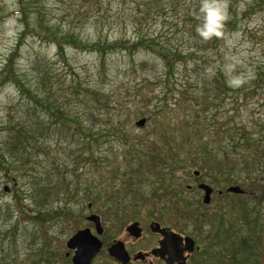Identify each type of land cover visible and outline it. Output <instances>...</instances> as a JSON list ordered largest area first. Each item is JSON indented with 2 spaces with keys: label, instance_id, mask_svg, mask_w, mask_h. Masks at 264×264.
Here are the masks:
<instances>
[{
  "label": "trees",
  "instance_id": "16d2710c",
  "mask_svg": "<svg viewBox=\"0 0 264 264\" xmlns=\"http://www.w3.org/2000/svg\"><path fill=\"white\" fill-rule=\"evenodd\" d=\"M22 1L18 13L22 31L18 35L16 45L0 59V98L5 92L3 97L5 106L0 117V173L6 174L13 170L15 173L10 176L17 187L24 178H28L27 183H23L22 186L30 191L26 190L25 199L32 202L33 208L35 206L32 208L34 215L32 220L38 222L37 218L45 217L38 209L41 208L39 205L57 197L61 185L66 183L65 177L70 174L69 165L66 167L56 165V156L51 153L50 147L42 148V145H48L47 139L52 136L71 144L68 155L72 160L71 164L75 165L72 170L75 175L80 168L91 166L101 184L104 180L108 183L110 180L122 181L120 187L112 188L113 193L109 199L115 204L110 206V212L118 215L121 213L120 209L126 211L136 207L141 187L147 184L152 193L149 200L158 207L156 216L158 221L172 225L175 221L179 230L184 229L181 228L184 222L182 217L186 220L196 218L195 223L198 227V224L202 226V223H210L216 220V216L226 214L219 209L206 217L198 211L189 210L184 195L185 189L182 186L176 189L173 184L179 168L186 167L190 169L189 171H199L200 175H207L216 182L229 185L244 183L242 186L244 194L233 195L224 191L221 198L229 196L242 198L253 189L252 186L258 187L264 181V123L256 124L260 130L258 137H255L254 134L258 130L244 124L242 120L239 121L237 116H228L229 110L235 111L240 103L246 105L248 98L258 91L247 90L246 83L237 82L236 84L241 86H237L235 95L231 94L233 87L225 70L227 63L226 55L222 53L223 40L226 34L238 31V25L245 19L240 17L238 12L231 10L232 7L229 8L219 33L209 38L203 37L197 31L198 25L202 23L197 4L194 14L187 9V13L182 14L178 20L174 18L164 20L170 24L165 26L168 34L160 36L158 34L153 36L155 32L143 34L140 29L142 23L137 17L134 21L135 27L139 25L135 39L131 41L123 38L116 42L119 44L114 47L108 46L110 50L120 48V51H127L131 56L142 49L145 54H152L154 58L160 60L164 68L161 74L163 77L159 78L162 96L149 98L146 89L143 88L140 90L143 94L133 102V106H130L127 100L124 104H118V107L122 108L129 105L135 115H141L147 121L154 119L153 126L158 131L154 138L148 139L141 133L136 138L129 139L123 123L119 120L112 122L103 116L102 111L109 110L107 97L96 88L84 87L79 73L73 71L68 86L61 87L58 79L56 84L53 83L54 76L51 75L49 66L45 65V59L34 58L38 78L33 88L28 86L29 82L18 68L20 50L27 32L32 30L40 41L59 39L55 36L56 29L49 28L45 23L44 13L39 6L42 2L30 0L28 6L22 4ZM179 1L169 2V11L178 17ZM252 1L249 9L254 7L252 5L264 4V0ZM29 15L35 18L32 28ZM243 15L246 16V13ZM4 18L1 16L0 22H3ZM75 40L73 41L77 42ZM96 45L100 53L107 54L104 45L101 43ZM140 65L144 69L147 63L142 61ZM255 71V78L246 82L250 84L255 82L257 86L263 87L264 65H260ZM182 79L184 80L181 81ZM40 83L44 93L41 91ZM259 96L264 97V93H259ZM181 102L184 104L192 102V109L189 115H186V119L189 117L192 121L186 122L179 137L173 138L168 133L171 129L166 125V119L170 115L172 104L178 106ZM80 104L82 106L76 108ZM227 104L232 107L228 109ZM110 135L119 140L121 153L115 152L114 148L111 149L110 139H106L105 143L109 144L110 151L104 156L95 155V144L101 143ZM101 153L102 151L99 154ZM42 159H53L52 169L40 171L38 164ZM6 162L10 166L5 165ZM53 170L57 179L61 178L62 182L58 183L57 179L52 181L55 178ZM167 175L169 178H166ZM67 186L70 187L68 184ZM17 194L11 204L7 203L8 217L10 216L11 220L16 212L14 201L21 200ZM230 205L237 206V203L234 201ZM249 214L250 212L245 211L239 214L247 224ZM217 221L223 223V219ZM32 235L31 232L29 236ZM34 237L36 239L33 238L32 242H35L36 248L29 264H39L47 257L46 253L48 254L47 248L38 240V236L34 234ZM232 237L229 233L227 239ZM238 247L237 253L240 251V246ZM250 247L252 248V245H249L248 250ZM2 258L3 264H9L8 254L3 252Z\"/></svg>",
  "mask_w": 264,
  "mask_h": 264
},
{
  "label": "rangeland",
  "instance_id": "374dc122",
  "mask_svg": "<svg viewBox=\"0 0 264 264\" xmlns=\"http://www.w3.org/2000/svg\"><path fill=\"white\" fill-rule=\"evenodd\" d=\"M40 1L42 3L39 6L44 13L45 23L49 28L54 27L56 29L55 36L59 40L40 41L32 30L27 32L20 50L18 68L29 82L28 86L33 88L38 78L34 68V58H44L45 65L49 66L51 75L54 76L52 79L54 84L58 79L57 81L61 87L68 86L72 72L75 71L79 73L84 87L100 90L107 97L109 103V110L107 112L102 111L103 116L112 122L119 120L123 123L129 139H134L141 133L148 139L154 138L155 134L158 133L153 126L154 119L147 121L145 126L139 127L136 123L143 117L138 114L135 115L129 108L128 103V106L123 108L118 107V104L129 101L130 106H133V102L143 94L140 91L143 88L146 89L149 98L162 96V86L160 88L159 78L163 77L161 76L164 72L163 64L160 60L154 58L152 54H145L146 52H143L142 49L131 56L127 51H120L119 47V49L110 50L108 46L114 47L119 44L116 42L123 38L133 41L139 25L137 24L135 27L134 21L137 17L142 23L140 29L143 34L145 32H150V34L155 32L153 36L168 34L165 26L170 24L164 22V20H172L173 18L178 20L182 14L187 13V9L194 14L195 6L198 4V9H200L202 0H180V13L177 14L179 17L169 11L170 0ZM30 2V0H23L22 4L29 6ZM252 2V0H216L225 16L228 14L229 8L232 7L231 10L238 12L240 17H245L243 22L238 25V31L230 32L224 37V52L222 53L226 55L225 70L230 76L229 82L234 93L231 94L235 95L237 86H241L236 84L237 82L246 83L247 90L258 91L255 92L257 94L248 98L246 105L240 103L235 111L229 110L228 116H237V119H240L239 121L242 120L244 124L258 130L254 134L255 137H258L260 127L256 124L258 122L264 123V97L259 96V93H264V86L259 87L255 82L250 84L246 81L249 82V80L254 79L256 76L255 70L260 65H264V4L252 5L254 7L249 9V4ZM20 7L21 0H0V17H5L4 21L0 22V59L5 57L10 49L16 45L18 35L22 31V23L18 15ZM244 13H246V16L243 15ZM29 17L32 28L35 18L30 15ZM74 39L77 42H74ZM98 43L106 47L104 50L107 53L106 55L97 50L96 44ZM142 61L147 63L144 69L140 65ZM248 76L250 79H248ZM40 88L43 92L44 89L41 83ZM4 96L5 92L0 98V117L3 115L2 111L5 106ZM227 103H229V100H227ZM192 105V102L185 104L181 102L178 106L172 104L170 115L166 119V125L171 129V132L168 131L171 137H179L180 132L185 128L186 122L192 121V118L188 117L186 119ZM81 106L82 104L76 108L79 109ZM231 107L230 104H227L228 109ZM106 139H110L111 149L114 148L115 152L121 153L119 148L122 147L119 140L110 135L105 137L101 143L95 144V155L104 156L110 151L108 150L109 144L105 143ZM47 141L48 145H42V148L50 147L52 149L51 153L56 156V165L61 164V167L69 165L70 174L65 177L66 183L61 185L57 197L46 204L41 203L39 205L41 208L38 209L42 211V215L45 217H42V219L41 217L40 219L37 218L38 222H36L34 219L32 220L34 216L32 210L35 206L33 208L32 202L25 199L27 188L25 189V186H22L28 178H24L20 186L17 187L10 176L15 173L13 170L6 174L5 172L0 173L1 264L4 263L3 252L10 257V261H7L9 264H24L26 262L29 264L36 248L35 242H32V239L35 238L34 234L38 236V240L48 250V254L45 252L48 258H44L39 264H73L71 256H66L67 252H71L67 248V242L77 231L90 226L87 216H90V214L102 215L104 216L103 221L109 223V225L116 217L113 212L109 211L110 206L115 204L111 203L112 201L109 198L111 197L110 194L113 193L112 188L120 187L122 181L110 180L108 183L104 180L101 184L91 166L80 168L78 174L75 175L72 171L75 165L71 164L72 160L68 155L71 144H67V141L59 140L55 136L49 137ZM101 151L102 153L99 154ZM52 160L42 159L41 163L38 164L40 171L52 169ZM5 165L3 166L5 167ZM38 165H36V170H38ZM7 166L10 165L7 164ZM189 170L186 167L179 168L173 179L176 189L181 186L185 189L184 195L189 210L198 211L202 215L205 214L206 217L213 215L214 211L219 209L223 213L226 212V214L216 216V220L223 219V223L215 220L210 221V223L204 222L202 226L198 224V227L195 223L196 218L192 219L191 217L186 220L182 217L184 221L182 226L184 227L181 226V228L184 229L180 231L194 239H198L202 230L203 234L209 231L213 232L212 235H215L216 239V251L220 255V258L216 259L217 264H241L242 262L246 264H264V181L258 187L252 186L253 189L242 198L233 196L221 198L224 195H219L218 191H226L230 186L229 184L216 182L207 175L195 176V171ZM53 171L55 178L52 181H56L57 175L55 170ZM166 171H169V169H166ZM166 178H169V176L167 175ZM57 182H62L61 178L57 179ZM200 183H206L215 190L212 201L208 205L203 204L204 193L198 188ZM67 184L70 186L69 188H67ZM238 185L242 187L244 183L239 182ZM6 188H8V191H6ZM16 193L20 195L21 200L14 201L16 212L11 220L10 216L8 217L9 205L7 206V203H12ZM140 194L138 196L140 199L136 201V207L126 211L123 210L118 214L123 218L122 223L129 224L132 221L139 220L149 224L158 221L156 217L158 207L153 201L149 200L152 195L150 187L144 184L141 187ZM234 201L237 206L230 205ZM90 204H92V208L89 207ZM244 211L250 212L249 224L243 220V217L240 218L239 214ZM185 217L187 216L185 215ZM19 219L20 223L18 224ZM162 224L179 230L178 223H175V221L174 225L171 223ZM227 231L233 236L232 238L227 239L229 235ZM31 232L33 235L30 237ZM257 235L260 236H258L259 242L256 241ZM249 245H252L250 250H248ZM238 246H240V251L237 253L236 248H239ZM12 254H14L13 258Z\"/></svg>",
  "mask_w": 264,
  "mask_h": 264
},
{
  "label": "flooded vegetation",
  "instance_id": "af4514ba",
  "mask_svg": "<svg viewBox=\"0 0 264 264\" xmlns=\"http://www.w3.org/2000/svg\"><path fill=\"white\" fill-rule=\"evenodd\" d=\"M89 207L92 208V204ZM122 211L119 210V212ZM97 216L101 232L98 230L97 223L89 220L87 216L90 226L86 228L101 241V247L93 257L91 264H217L216 259L220 258L216 251V239L215 235H212L213 232L203 234L202 230L198 239L193 238L195 244L190 251L188 242L185 240L188 234L160 223L162 228L169 229L166 230L167 234L171 230L180 234L183 239L176 240L166 237L161 231L154 229L155 226H152L157 221L146 224L135 220L124 224L122 223L123 218L116 215L109 225L103 221L104 216ZM135 223H137L139 235L129 231ZM69 251L71 252H67L66 256H71L73 259L76 249H69Z\"/></svg>",
  "mask_w": 264,
  "mask_h": 264
},
{
  "label": "water",
  "instance_id": "95a60500",
  "mask_svg": "<svg viewBox=\"0 0 264 264\" xmlns=\"http://www.w3.org/2000/svg\"><path fill=\"white\" fill-rule=\"evenodd\" d=\"M147 122V119L142 118L139 119V121L136 123L139 127L145 126ZM196 176H198L200 173L196 171L194 173ZM199 189L203 190L205 192L203 203L204 204H210L212 200V194L214 192V189L206 184L201 183L199 184ZM6 191H8V188H6ZM228 192L234 193V194H241L243 193V189L238 185H233L228 188ZM89 220L95 221L98 226V230L100 227V221L99 217L97 215H91L89 216ZM152 226H155L154 229H157L158 231H161L163 234H165L166 237L174 238L181 240L183 239L181 235L172 232L171 230L169 233H166V230H169L168 228H161V225L159 223H155ZM139 229H137V223L133 224L129 231L136 233V235H139ZM101 232V229L99 230ZM185 240L188 242L189 250L191 251L194 247V240L191 237H186ZM67 247L69 249H76L75 255L72 259L73 264H91V261L95 254L99 251L101 247V241L98 239L97 236L93 235L88 228L77 231L67 242Z\"/></svg>",
  "mask_w": 264,
  "mask_h": 264
},
{
  "label": "clouds",
  "instance_id": "9594fccd",
  "mask_svg": "<svg viewBox=\"0 0 264 264\" xmlns=\"http://www.w3.org/2000/svg\"><path fill=\"white\" fill-rule=\"evenodd\" d=\"M200 13L202 23L198 25L197 31L205 38L219 33L225 13L216 0H202Z\"/></svg>",
  "mask_w": 264,
  "mask_h": 264
}]
</instances>
